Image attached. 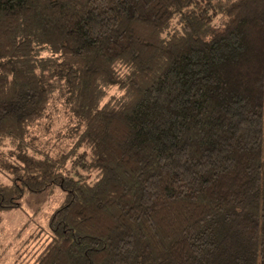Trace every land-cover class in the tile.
Returning <instances> with one entry per match:
<instances>
[{
	"label": "trees",
	"instance_id": "obj_1",
	"mask_svg": "<svg viewBox=\"0 0 264 264\" xmlns=\"http://www.w3.org/2000/svg\"><path fill=\"white\" fill-rule=\"evenodd\" d=\"M0 174L34 264H264V0H0Z\"/></svg>",
	"mask_w": 264,
	"mask_h": 264
},
{
	"label": "rangeland",
	"instance_id": "obj_2",
	"mask_svg": "<svg viewBox=\"0 0 264 264\" xmlns=\"http://www.w3.org/2000/svg\"><path fill=\"white\" fill-rule=\"evenodd\" d=\"M109 94L119 95V92L112 89ZM60 117L66 119V116ZM57 121H53L52 130L61 127ZM62 202L63 193L50 188L44 193L26 196L21 208L3 213L0 218V264H34L49 241L48 235L40 233V229H47L52 214Z\"/></svg>",
	"mask_w": 264,
	"mask_h": 264
}]
</instances>
